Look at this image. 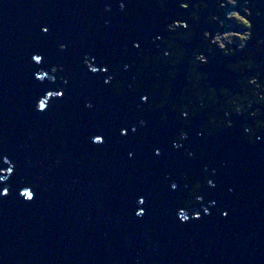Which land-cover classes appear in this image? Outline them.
Returning a JSON list of instances; mask_svg holds the SVG:
<instances>
[{
	"label": "water",
	"instance_id": "95a60500",
	"mask_svg": "<svg viewBox=\"0 0 264 264\" xmlns=\"http://www.w3.org/2000/svg\"><path fill=\"white\" fill-rule=\"evenodd\" d=\"M224 1L186 0L197 6L185 13L175 7V0H167L165 18L173 17V22L188 27L160 34L165 51H182L186 56L183 61L172 54L175 62L165 77L166 65L151 62L152 56L162 53L156 47L141 55L136 70L122 74L124 89L119 98L73 69L65 101L37 116L31 109L35 86L29 77L30 52L44 46L51 51L53 38L74 48L109 49L117 36L145 33L158 18L153 11L137 7L139 0H130L138 15L113 19L111 31L105 32L100 21L112 14L102 13L95 0H0V149L13 157L23 182L35 191L31 203H22L14 195L0 201V264H264V133L258 134L255 146L246 145L238 131L246 121L239 113H230L231 130L214 132L206 140L194 138L196 128L209 121L219 124L221 114L213 117L212 113L226 99L212 96L216 90L211 85L204 87L197 68L200 62H190L194 52L212 61L201 69L210 79L219 73L220 62L231 61L237 79L228 98L252 100V89L245 82L253 77L264 81V43H256L264 37V0H236V14L253 24L251 39L241 49L223 41V51L233 47L228 54L238 52V57L220 56L221 49L210 44L216 32L249 31L225 27L231 5L218 10ZM41 25L50 27L47 42L38 34ZM186 32L192 34L188 41L183 37ZM145 55L150 69L160 68L158 80L142 69ZM192 75L197 79L192 80ZM137 90L153 93V101L163 103L165 111L176 109L169 116V127L187 109L188 116L182 119L192 126L189 143L200 153L195 161H176L174 154L160 162L149 157L146 145L154 138L152 125L158 113L136 106ZM182 93H191L190 106L180 101ZM193 93L205 97L196 101ZM212 97L215 103L208 106ZM82 99L90 101L91 112L80 111ZM134 115H143L149 127L136 137L117 138L116 127L129 123ZM92 132L105 137L101 146L90 145ZM129 151L135 153L132 159L126 157ZM180 166L189 176L198 175L199 167L205 166L216 184L212 191L203 190L205 200L215 202L210 215L204 217L194 207L189 216L198 214L200 219L189 218L184 224L174 216L175 199L161 181L162 172L174 174ZM134 190L149 193L145 214L138 219L132 211ZM221 211L227 215L221 217Z\"/></svg>",
	"mask_w": 264,
	"mask_h": 264
},
{
	"label": "snow or ice",
	"instance_id": "6c2138e0",
	"mask_svg": "<svg viewBox=\"0 0 264 264\" xmlns=\"http://www.w3.org/2000/svg\"><path fill=\"white\" fill-rule=\"evenodd\" d=\"M166 2L167 0H139L137 7L153 11L158 18V22L145 33H129L117 36L115 43L109 49L88 46L74 48L67 41L53 38L51 51L47 46H44L38 47L36 50L30 52L28 56L29 64L31 65L29 77L35 86V91L31 98V109L33 113L37 116H44L54 106L65 101L68 95L69 81L73 69L78 70L80 76L89 83L100 89L107 90L112 97H121V90L124 89L122 74L128 73L130 69L136 70L137 64L141 63V55L146 54L150 48L156 47L164 56H168V52L162 47L165 41L161 39L160 34L174 33L179 26L170 27L173 25V17L165 18L167 15L165 12ZM95 3L102 13L112 14L111 18L105 16L100 21V28L105 32L111 31L113 19L117 17L129 18L138 15V12L132 10L130 0H95ZM180 5H184V7L181 8ZM196 6L194 2L189 3L186 0H175V7L183 9L185 13L189 8H195ZM220 7L224 8L225 3L222 2ZM235 9L236 0H233L231 13H236ZM240 11L242 12L243 9ZM255 15L257 18L261 16L259 12ZM192 19H195V17H192ZM244 20L248 26L247 28L243 26V28L249 30L247 33L249 39H251L250 30L253 24L249 23L247 19ZM183 25L185 29L188 27L187 24ZM50 31V27L47 25L39 26L38 34L44 42H47L50 37ZM244 33L241 31L236 34L243 36ZM205 34L206 36L208 35L207 33ZM256 43H264V37L258 39ZM242 47L244 46L242 45ZM201 53H203V50H201ZM218 55H234L238 57L239 53L228 54L220 52ZM201 56L204 62L200 63L197 68L203 74L201 80L206 82L204 83V87L208 88L211 85V89L216 90L211 93L212 96L219 95L221 98L230 96L232 81L237 79L233 75L235 69L231 66V61L225 60L220 62L219 73L210 79L209 74L201 71V69L207 68L212 61L205 59L203 54ZM163 63L166 65L164 68L165 71L163 72V76L165 77L166 74H169L168 70L172 65L167 64V61ZM141 67L147 70L146 74L152 80H158L160 78V68L150 69L146 55ZM239 75H243V73ZM191 79L196 80L197 76L192 75ZM61 80H63L62 85L60 83ZM163 86L162 84L160 87ZM226 89L229 91H225ZM261 92L264 93V88H261ZM153 96L151 92L137 90L136 106L140 107L143 105L147 107L148 112L158 113L155 123L152 125L155 129L154 138L146 145V152L156 162L162 161L169 154H174L172 157L174 160L191 164V162L198 158L200 153L196 147L189 143V129L192 126L190 122H185V119H182L187 118V111L183 110L179 112L174 126L169 127V116L172 112H176V109L169 107V110L165 111V105L158 103L156 100L153 101ZM232 100L234 102H229L225 99L221 107L217 109L222 116L219 124H212L209 121L202 127L196 128L195 139L206 140L214 132L231 130L233 123L230 121L229 115L231 113L232 116H236L239 113L246 121L244 126L238 130L241 141L248 146L256 145L258 142V134L264 133V95H261L258 100H248L246 96L243 97V101H247V107L244 106L242 100H238L235 97ZM237 103L241 105L239 111H237ZM257 104L259 105L258 108L256 107ZM79 107L83 113H89L93 109L92 104L87 99H82ZM209 125H212L211 128H209ZM248 125H252L255 131L249 128ZM147 127H149V122L146 121L143 115H134L131 117L129 123H121L116 127L115 131L117 138L123 140L127 137H136L138 132H142ZM88 141L90 145L99 147L105 142V137L102 133L92 132L88 136ZM134 155V152L129 151L126 157L132 159ZM213 175L205 166L199 167L198 175L196 176H189L184 166L177 167L174 174H169L166 171L162 172L161 181L163 188L175 199L173 214L179 223L184 224L189 218L194 221L200 219V215L198 214L189 216L190 210L194 207L204 217L210 215L208 210L215 206V202L206 201L203 190L207 189L208 191H212L216 188L215 181L212 178ZM9 195H14L22 203H25V201L31 203L35 197V191L32 185L23 182L17 162L13 157L7 151L0 149V201L6 200ZM21 197L23 199H20ZM148 199L149 193L147 191L134 190L131 193L132 211L135 218L138 219L145 214V205ZM220 215L221 217H225L227 213L221 211Z\"/></svg>",
	"mask_w": 264,
	"mask_h": 264
},
{
	"label": "trees",
	"instance_id": "16d2710c",
	"mask_svg": "<svg viewBox=\"0 0 264 264\" xmlns=\"http://www.w3.org/2000/svg\"><path fill=\"white\" fill-rule=\"evenodd\" d=\"M193 16L195 17V15H193ZM178 29H180V27L177 28V30H178ZM183 37L186 38V41H188V40L191 39L192 34L186 32L185 35H184ZM168 47H174V46H172V45L170 44V45H168ZM211 47H212V46H211ZM232 48H233V47H229L230 50H228L227 52H224V53H232V52H233V49H232ZM171 52H172L171 54L168 52V56H164L163 53L159 54L158 56H152V61H151V62H154V63H160V62L167 61V60L169 59V60H171V61H168V63H169V64H172L173 61L175 62V60H173V58H172V54L179 55V56H180V59H182L183 61L186 60V56L183 54L182 51H174V50H172ZM197 56H198V54H196V52H194L193 55H192L191 58H190V62H191L193 65H194V64L197 65V64L199 63V61H198L197 59H195ZM243 64H245V63H243ZM245 66H246V67H249V64L246 63ZM257 82H258V81L255 80L252 84H249V83H248V80H247V81L245 82L246 88L252 89V85H253V86L255 85V87H256V86H257V84H256ZM194 86L196 87V85H194ZM193 94H197V95H196V98H195L196 101L202 100V99H204V97H205V95H204L203 93H193ZM250 94H251V96H252L253 99H257V98L260 97L261 95H264V93H262V94L256 96L257 93H255V92L250 93ZM190 96H191V93H182L181 98H180V101H181V102H185V101H186V102L188 103V105H189V102H190V101H189V98H191ZM210 97H211V95H210ZM164 99H165V98H164ZM226 99H227L229 102H234L231 98L226 97ZM205 100H206V99H205ZM215 100H216V98H215V97H212V98H211V101L209 102L210 104H208V106L213 105ZM238 100H241V98L238 99ZM257 100H258V99H257ZM189 106H190V105H189ZM229 106H230V104H229ZM220 107H221V106H220ZM220 107L216 108L215 111L212 113V116H213V117H216L217 115L220 114V113L217 111V109H219ZM236 107H237V108H240L241 105H239V103H237ZM172 108H173V107H172ZM185 108H187V107H185ZM185 108H184V109H185ZM186 110H187V109H186ZM241 110H242V109H241Z\"/></svg>",
	"mask_w": 264,
	"mask_h": 264
},
{
	"label": "clouds",
	"instance_id": "9594fccd",
	"mask_svg": "<svg viewBox=\"0 0 264 264\" xmlns=\"http://www.w3.org/2000/svg\"><path fill=\"white\" fill-rule=\"evenodd\" d=\"M225 2L228 3L229 5H231L232 2H233V0H225ZM180 7L183 8L184 5H180ZM245 14H247V13H245ZM228 18L235 20L238 24L244 26L245 28H247V26H248L247 25V22L242 17L238 16L236 13H229L228 14ZM176 26H179L181 28L184 27L183 24L177 25L176 22H173V25H171L170 27H176ZM205 36H206V34H205ZM229 36H236V38L238 40L244 41V40H246L248 38V33L245 32L243 34V36L237 35L236 33H228L224 37H214L213 42H215L217 44V46L221 49V52L222 53H224L223 52L224 46L219 43V39H227ZM195 59L199 60L200 63H203L204 62V59H203L202 56H198ZM252 82H253L252 80H249V83H252ZM257 99H260V97H258ZM237 111H239V108H237Z\"/></svg>",
	"mask_w": 264,
	"mask_h": 264
},
{
	"label": "rangeland",
	"instance_id": "374dc122",
	"mask_svg": "<svg viewBox=\"0 0 264 264\" xmlns=\"http://www.w3.org/2000/svg\"><path fill=\"white\" fill-rule=\"evenodd\" d=\"M227 19L229 20V22H227L226 24H228V25H225V27L226 28H232V30L234 29V30H245L244 28H243V26L242 25H240V24H238L235 20H233V19H230V18H228V14H227ZM213 20H216V18H212ZM176 24H184V23H179V22H176ZM233 24V25H232ZM220 26L222 25L221 23L219 24ZM241 32V31H240ZM205 33H207V32H204V37H208V35L207 36H205ZM228 33H232V32H227V33H225V34H222V35H218V34H216L215 36H213L212 37V39L210 40V44H213V43H215V42H213V39H214V37H224L226 34H228ZM234 33H239V32H234ZM208 34V33H207ZM248 39V38H247ZM223 41H225L226 43H227V45H234L235 46V49L237 50V49H241L242 48V46L241 45H244V42L246 41V40H244V41H240V40H238L237 38H236V36H229L227 39H219V43L220 44H224V42ZM215 46H216V49H220L218 46H217V44L215 43ZM224 46V45H223ZM230 50V49H229ZM223 52H227V51H223ZM199 56H201V55H199ZM250 79H252V78H250ZM252 81L254 82L255 80L254 79H252ZM252 82V83H253ZM248 83H249V81H248ZM252 83H249V84H252ZM195 106H198V104H195Z\"/></svg>",
	"mask_w": 264,
	"mask_h": 264
},
{
	"label": "flooded vegetation",
	"instance_id": "af4514ba",
	"mask_svg": "<svg viewBox=\"0 0 264 264\" xmlns=\"http://www.w3.org/2000/svg\"><path fill=\"white\" fill-rule=\"evenodd\" d=\"M226 4H227V3H226ZM218 10H220V9L218 8ZM245 30H247V29H245ZM253 79L256 80V81H258V82L256 83L258 87H257V86L255 87V85H254V86L252 85V91H251V92H252V93H253V92H255V93H256V92H257V93H259V92L262 93V92H261V88H264V81L260 82L256 77H253ZM246 105H247V102L244 104V106H246ZM241 111H242V110H241Z\"/></svg>",
	"mask_w": 264,
	"mask_h": 264
},
{
	"label": "bare ground",
	"instance_id": "6f19581e",
	"mask_svg": "<svg viewBox=\"0 0 264 264\" xmlns=\"http://www.w3.org/2000/svg\"><path fill=\"white\" fill-rule=\"evenodd\" d=\"M225 2V1H224ZM225 4H226V2H225ZM218 8H221L220 7V4H219V7ZM247 12V14H248V11H246ZM216 34H218V32H216V33H214V35L213 36H215ZM223 34H225V33H223ZM220 35H222V34H220ZM258 87V86H257Z\"/></svg>",
	"mask_w": 264,
	"mask_h": 264
}]
</instances>
